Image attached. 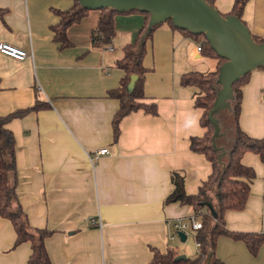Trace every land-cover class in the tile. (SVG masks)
I'll list each match as a JSON object with an SVG mask.
<instances>
[{
  "label": "crops",
  "instance_id": "crops-1",
  "mask_svg": "<svg viewBox=\"0 0 264 264\" xmlns=\"http://www.w3.org/2000/svg\"><path fill=\"white\" fill-rule=\"evenodd\" d=\"M74 2L0 0V43L28 53L24 61L0 53V116L40 106L7 126L16 140L19 202L31 231H53L45 241L52 264H151L153 249L175 250L176 222L194 214L187 205H165L173 174L184 177L188 194H196L211 174L204 155L190 149V138L206 132L203 110L195 106L198 90L181 84L185 73L203 72L192 62L207 57L198 52L199 41L166 23L159 26L144 58L145 101L156 103L158 114L140 110L126 116L114 141L112 121L120 103L108 93L121 85L125 73L118 62L145 16L116 15L110 51L109 45L92 46L101 12L90 10L68 29L73 46L62 49L51 29L59 23L54 10H68ZM233 4L216 0L215 7L227 15ZM243 20L264 40V0L249 1ZM208 59L216 70L218 61ZM240 125L249 136L264 138V69L253 71L243 87ZM102 148L109 153L90 158ZM243 163L256 179L247 208L227 212V226L264 232V165L252 153ZM15 241L12 223L0 218V264H28L31 244ZM215 256L226 264H264V245L254 256L243 242L221 237Z\"/></svg>",
  "mask_w": 264,
  "mask_h": 264
},
{
  "label": "trees",
  "instance_id": "trees-1",
  "mask_svg": "<svg viewBox=\"0 0 264 264\" xmlns=\"http://www.w3.org/2000/svg\"><path fill=\"white\" fill-rule=\"evenodd\" d=\"M206 1L215 7L216 0ZM249 1L251 0H234L232 10L227 15L236 16L244 22L243 12ZM54 12L59 17V23L51 27L54 33V41L59 43L62 49L70 48L73 44L68 38V29L72 25L80 23L90 10L83 8L79 0H75L74 5L68 10H54ZM100 12L99 23L91 36L92 46L95 48L112 44L116 33V15L139 11L121 13L111 9H101ZM4 14L5 10L0 9V17H3ZM142 14L145 16V25L136 40L124 47L123 58L118 62V67L125 73L121 85L108 93L110 97L118 99L120 103L112 121L114 141L120 137V124L126 116L140 110L152 116L158 114L156 103L145 101L144 86L147 69L144 66V58L147 53L148 41L152 39L154 32L162 24L147 32L151 16L148 13ZM223 15L225 16V14ZM165 23L195 41H199L202 44L200 54L207 58L216 59L218 65L215 71L207 73L190 71L181 77L183 86L194 87L200 92L195 100V106L203 110L200 124L206 129V132L203 136L190 138V149L195 153L204 155L210 163L211 174L202 183L196 194H188L185 189L184 177L174 173L172 176L174 190L165 200V205L180 203L190 206L193 213L201 218L202 227L194 232L195 242L199 244L198 254L195 258L188 257L186 260L177 262L179 255L174 249H168L166 253L153 249L154 257L151 264H206L209 258H211L210 264H226L215 256L216 246L221 237H229L243 242L250 253L255 256L264 245V232L231 231L226 221L227 212L243 211L247 208L251 195V185L256 179L255 170L244 165V155L247 153L255 154L264 165V138L249 136L240 125L243 87L248 83L252 72L233 85L235 98L231 101L230 108L216 115L220 120L221 135L214 140L215 127L209 120V113L216 102L217 91L221 87L217 80L220 68L226 63V60L218 55L204 35H194L178 29L171 20ZM253 37L258 43L264 42L263 39L255 35ZM260 69H264V67ZM133 76L137 77V81L133 90L130 91L129 85ZM39 108V104H36L34 107L14 111L4 117L0 116V218H5L12 223L16 231L15 246L27 242L31 244L32 254L28 264H52L45 241L53 234V231L43 229L31 232L27 214L19 202L16 140L12 131L7 127L13 120L22 118L32 111L39 110ZM221 114L232 120L227 128H225ZM223 147L225 154L216 149Z\"/></svg>",
  "mask_w": 264,
  "mask_h": 264
},
{
  "label": "water",
  "instance_id": "water-1",
  "mask_svg": "<svg viewBox=\"0 0 264 264\" xmlns=\"http://www.w3.org/2000/svg\"><path fill=\"white\" fill-rule=\"evenodd\" d=\"M79 2L87 10L111 9L121 13L137 10L148 13L151 17L147 32L171 20L178 29L206 37L211 47L226 60L220 68L217 80L221 87L209 113V120L215 127L214 140L221 135V124L216 115L230 108L231 101L235 98L233 85L247 74L264 67V42H256L248 26L238 17L224 16L206 0H79ZM136 81L137 77L133 76L129 85L130 91L133 90ZM216 149L225 154L224 148ZM178 236L182 242L186 241L184 232H179ZM186 259V256L180 255L177 262Z\"/></svg>",
  "mask_w": 264,
  "mask_h": 264
},
{
  "label": "built area",
  "instance_id": "built-area-1",
  "mask_svg": "<svg viewBox=\"0 0 264 264\" xmlns=\"http://www.w3.org/2000/svg\"><path fill=\"white\" fill-rule=\"evenodd\" d=\"M108 50H112V47L109 45L107 47ZM202 49V44L198 45V52H200ZM0 53L7 55L9 57H12L18 61H24L28 58V53L20 48L15 47L14 45H11L9 43H0ZM109 153L108 148H102L97 151H95L93 154H91L90 158L93 160L99 159L101 156L106 155ZM201 218L197 216L196 214H193L189 217V219L186 221H178L175 224V233L171 236L172 239H175L178 236L179 232H185L188 229H191L192 231H197L202 227ZM197 248L199 247V244H197Z\"/></svg>",
  "mask_w": 264,
  "mask_h": 264
},
{
  "label": "rangeland",
  "instance_id": "rangeland-1",
  "mask_svg": "<svg viewBox=\"0 0 264 264\" xmlns=\"http://www.w3.org/2000/svg\"><path fill=\"white\" fill-rule=\"evenodd\" d=\"M192 63H193L192 66H195V68H197L199 71L209 72V71L215 70V67H214L215 65H214L213 60L208 59V58H203L200 62L193 61ZM199 94H200V92L198 91V95ZM223 114H221V115H223ZM224 115H223V117L222 116L221 117L224 119L225 128H227V126L229 124H231L232 120L230 118H227ZM31 232H34V231H31ZM186 232L188 233V240L185 242H182V240L180 238H177L175 240V242L172 244V246L180 254L188 255L190 258H194L197 256L196 250H198V248H197V245L195 243V239L193 238L192 230L188 229V230H186Z\"/></svg>",
  "mask_w": 264,
  "mask_h": 264
}]
</instances>
